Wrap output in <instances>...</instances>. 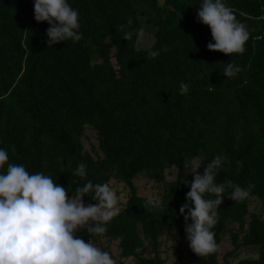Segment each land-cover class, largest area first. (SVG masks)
<instances>
[{
    "label": "trees",
    "instance_id": "trees-1",
    "mask_svg": "<svg viewBox=\"0 0 264 264\" xmlns=\"http://www.w3.org/2000/svg\"><path fill=\"white\" fill-rule=\"evenodd\" d=\"M68 2L82 38L49 49V25L34 20L33 0H0V148L8 162L49 175L69 196L89 180L127 190L103 236L78 233L111 257L115 246L118 264H264V0H224L249 33L243 53L231 56L207 49L200 0ZM140 28L157 57L136 45ZM124 31L133 33L128 41ZM229 61L241 68L233 78L221 73ZM216 156L224 158L218 183L253 187L243 202L223 197L217 249L200 257L184 237L178 213L189 189L178 179L187 175L184 160ZM80 164L84 179L73 175ZM174 171L183 173L170 180ZM149 184L154 193L141 195ZM149 197L163 207L146 208ZM174 239L185 240L188 258L169 263Z\"/></svg>",
    "mask_w": 264,
    "mask_h": 264
},
{
    "label": "clouds",
    "instance_id": "clouds-1",
    "mask_svg": "<svg viewBox=\"0 0 264 264\" xmlns=\"http://www.w3.org/2000/svg\"><path fill=\"white\" fill-rule=\"evenodd\" d=\"M33 16L37 23L49 25L45 31L49 49L69 40L76 43L82 38L78 11L68 0H33ZM196 19L210 30L209 51L229 56L243 53L249 33L237 22L233 10L224 0H200ZM127 24H132L131 19ZM132 35V32L124 31L123 39L128 41ZM135 36L136 45L143 47L144 29H137ZM145 50L148 58L159 55L157 50ZM240 71L239 66L229 61L221 73L226 78H233ZM187 88V84L180 83V94ZM8 161V152L0 148V264H116L109 252L78 236L81 230H86L89 237L103 236L107 225L119 214L118 197L108 183L93 184L89 180L76 187L69 196V191L49 175L29 173L22 164ZM223 164L222 156H216L206 164L190 158L182 165L187 175L177 171L172 173L175 179L183 173L178 180L189 189L178 215L183 217L188 247L200 257L217 249L212 229L217 223L223 197L240 203L249 198L253 187L243 188L231 181L218 183L216 177ZM202 165L201 174L198 169ZM73 175L84 179L85 165H78ZM188 175L192 177L190 182L186 179ZM228 188L231 191L226 194ZM85 196L95 203L85 204ZM145 207L160 210L163 203L158 197H149ZM172 231L175 233L176 230Z\"/></svg>",
    "mask_w": 264,
    "mask_h": 264
},
{
    "label": "rangeland",
    "instance_id": "rangeland-1",
    "mask_svg": "<svg viewBox=\"0 0 264 264\" xmlns=\"http://www.w3.org/2000/svg\"><path fill=\"white\" fill-rule=\"evenodd\" d=\"M144 46L141 47V46H138V48H141V49H146V48H149L153 45L154 43V39L152 37V35L148 32H144ZM173 179V177H170V180ZM145 180H140L137 182V185L138 186H141L143 185L144 186V183ZM152 184H149L146 188H143V187H140V194L141 195H151L153 194L154 192H152ZM114 192L116 193L117 197H118V202L120 203L121 201H125V195L127 193V190H124L122 186H117L115 187L114 189ZM169 263L170 262H173L177 257L178 255H184L185 258H188V254H187V248L185 246V240H182V239H174L172 241H170L169 243ZM230 249V245L228 243H225L223 246H222V255L227 252L228 250ZM111 255H112V258H116L118 257V250L115 246L112 247V252H111ZM220 257V261L222 259V256ZM116 264H118V262H116ZM125 264H134L133 262L131 261H126Z\"/></svg>",
    "mask_w": 264,
    "mask_h": 264
}]
</instances>
